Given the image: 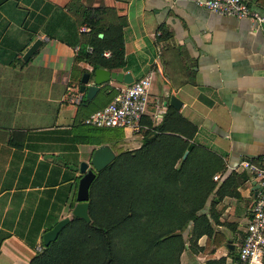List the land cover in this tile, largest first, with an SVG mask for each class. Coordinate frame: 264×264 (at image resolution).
Listing matches in <instances>:
<instances>
[{"label": "crops", "instance_id": "obj_1", "mask_svg": "<svg viewBox=\"0 0 264 264\" xmlns=\"http://www.w3.org/2000/svg\"><path fill=\"white\" fill-rule=\"evenodd\" d=\"M48 1L64 6L70 0ZM81 1L114 7L126 17L128 71L135 80L150 78L139 128L101 127L113 132L103 136L100 144H108L115 153L136 148L145 131L160 123L168 107L175 108L195 126L189 141L215 153L223 164V169L213 175L216 186L203 209L214 232L198 238L203 246L200 252L184 251L181 264H205L221 256L226 258L224 264H242L233 257L245 235L257 183L243 161L257 163L264 152V22L218 14L197 0ZM249 1L264 12L257 0ZM6 4L0 12L15 13L8 25L15 35L26 12L18 10L12 0ZM37 38L41 43L24 59L25 51ZM77 49L76 44L39 31L18 54L22 60L7 64L0 59V264H28L34 255L35 248L15 230L41 199L43 186L30 183L38 162L50 160V153H79L80 160H84L80 153H92L100 144L91 134L82 135L89 130L82 120L112 99L99 91L100 87L109 84L118 93L124 84L112 79L100 85L89 103H80L82 92L79 83L74 84L78 68L73 69ZM78 66L92 69L84 61ZM171 95L182 101L178 108L170 104ZM65 129L81 140L76 150L64 146L61 137L67 135ZM29 134L39 138L36 147L10 144ZM221 185L225 193L214 205L216 222L210 214V203Z\"/></svg>", "mask_w": 264, "mask_h": 264}, {"label": "trees", "instance_id": "obj_2", "mask_svg": "<svg viewBox=\"0 0 264 264\" xmlns=\"http://www.w3.org/2000/svg\"><path fill=\"white\" fill-rule=\"evenodd\" d=\"M8 1L0 0V7L5 8ZM12 3L26 13L18 33L12 35L8 25L15 13L0 12V59L4 63L22 60L18 54L37 32L43 31L78 46L73 59V69L78 68L74 84L87 70L78 66L79 61L89 63L92 69L131 68L124 45L127 19L114 7L91 6L81 0H70L64 6L48 0ZM257 4L264 8V0H257ZM74 14V18L70 16ZM99 91H105L112 99L117 93L109 84ZM91 100L82 93L80 103ZM88 129L82 135L91 134L100 144L105 136L101 130L109 128ZM65 131L67 135L61 137L64 146L76 150L81 140L71 135L70 129ZM194 131L195 126L169 106L160 123L145 131L138 147L119 150L105 167L95 170L89 187L90 220L71 213L70 221L47 245L42 233L66 216V211H72L77 202L81 160L79 153H50V160L39 161L30 183L43 186L41 199L15 230L31 248L38 242L42 246L28 264H181L184 251L203 250L198 238L204 234L210 237L214 232L203 209L216 186L213 175L223 169V164L215 153L189 141ZM38 140L37 135L29 134L24 139L11 140L10 144L36 147ZM223 187L216 190L210 203V214L216 222L214 205L224 195ZM233 258L239 260V254ZM225 259L212 258L205 264H224Z\"/></svg>", "mask_w": 264, "mask_h": 264}, {"label": "built area", "instance_id": "obj_3", "mask_svg": "<svg viewBox=\"0 0 264 264\" xmlns=\"http://www.w3.org/2000/svg\"><path fill=\"white\" fill-rule=\"evenodd\" d=\"M209 10L238 18L264 22V12L254 8L249 0H197ZM85 28V27H83ZM149 76L124 83L114 98L101 108L87 114L82 122L92 127H129L136 130L148 102ZM258 183L250 207V218L238 249L242 264H262L264 256V152L259 162L243 161ZM215 178L217 175L214 176Z\"/></svg>", "mask_w": 264, "mask_h": 264}, {"label": "water", "instance_id": "obj_4", "mask_svg": "<svg viewBox=\"0 0 264 264\" xmlns=\"http://www.w3.org/2000/svg\"><path fill=\"white\" fill-rule=\"evenodd\" d=\"M101 36L102 33H99ZM41 40L39 38L35 39L34 42L25 51L23 58L28 59L33 52L37 49ZM116 80L121 83H131L134 80V76L131 71H123L116 69H108L105 67H95L91 70H86L82 73L79 81V91L86 94L87 98H92L94 94L99 89L100 85L110 81ZM170 104L174 107H179L182 101L176 95H171L169 99ZM115 157V152L108 144H100L93 149L90 162L86 160H81L79 163V172L81 176L79 177L77 190H76V200L77 202L72 208V215L76 217H82L86 221L90 220L88 214V201H89V187L95 177V170H100L105 167L110 161ZM258 184L255 183L253 189L255 194L257 192ZM70 216H64L58 219L52 227L45 230L42 233V240L45 245L49 244L51 241L55 240L58 236L62 227L70 221ZM230 248H234L233 244H229Z\"/></svg>", "mask_w": 264, "mask_h": 264}, {"label": "rangeland", "instance_id": "obj_5", "mask_svg": "<svg viewBox=\"0 0 264 264\" xmlns=\"http://www.w3.org/2000/svg\"><path fill=\"white\" fill-rule=\"evenodd\" d=\"M119 90H120V89H119ZM119 90H118V91H119ZM112 132H113L112 129H103V130H101V134H103V135L111 134ZM80 154H81V159H84V160L88 161V162H89V165L92 166V164H91V162H90V158H91L92 153H90V152L88 151V152L80 153ZM65 214H66V216H71V211H66ZM41 249H42V246H41V244L38 242V243H37V246L35 247V251H34V253L37 252V251H39V250H41Z\"/></svg>", "mask_w": 264, "mask_h": 264}]
</instances>
